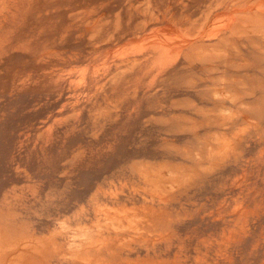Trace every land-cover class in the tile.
Returning a JSON list of instances; mask_svg holds the SVG:
<instances>
[{"label": "rangeland", "instance_id": "1", "mask_svg": "<svg viewBox=\"0 0 264 264\" xmlns=\"http://www.w3.org/2000/svg\"><path fill=\"white\" fill-rule=\"evenodd\" d=\"M0 264H264V0H0Z\"/></svg>", "mask_w": 264, "mask_h": 264}]
</instances>
